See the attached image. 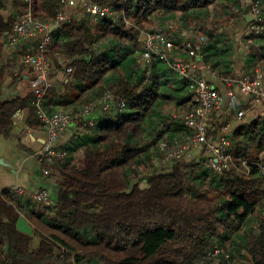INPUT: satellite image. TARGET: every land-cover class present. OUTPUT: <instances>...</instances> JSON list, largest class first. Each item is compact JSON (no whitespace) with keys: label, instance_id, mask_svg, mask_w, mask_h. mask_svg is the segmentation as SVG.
I'll list each match as a JSON object with an SVG mask.
<instances>
[{"label":"trees","instance_id":"1","mask_svg":"<svg viewBox=\"0 0 264 264\" xmlns=\"http://www.w3.org/2000/svg\"><path fill=\"white\" fill-rule=\"evenodd\" d=\"M13 1L31 8L36 22L57 25L50 31L48 57L59 55L72 69L63 91L69 102L80 112L105 100L109 105L99 107L94 119L95 108L80 117L86 129L74 134L67 156L46 163L57 188L49 213L32 196L30 209L20 210L24 198L4 191L0 264H233L230 250L244 264H264V174L258 166L264 165L263 115L236 120L226 134L231 162L219 172L206 149L172 159L167 169L139 170L162 155V145H184L185 117L197 106L189 81L167 62H138L141 32H161L179 47L192 33L206 36L205 63L229 78L235 46L224 30L232 18L247 21L249 9L236 15L238 0H91L112 14L97 19L76 9L58 23L66 8L60 0ZM258 1L264 15V0ZM10 2L0 0V38L14 25L1 13ZM171 25L177 27L172 35ZM245 41L246 64L264 62V32ZM176 54L173 60L187 59ZM26 106L38 116L32 101L0 100V133L6 138ZM208 137L217 139L211 129ZM20 214L34 226V236L16 229ZM216 247L225 253L213 261L201 258Z\"/></svg>","mask_w":264,"mask_h":264},{"label":"built area","instance_id":"2","mask_svg":"<svg viewBox=\"0 0 264 264\" xmlns=\"http://www.w3.org/2000/svg\"><path fill=\"white\" fill-rule=\"evenodd\" d=\"M241 3V9H235L236 15H242L245 9H249V16L252 20L247 24L245 35L262 34L264 32V15L262 7L258 0H238ZM60 2L70 9H84L88 14L97 19H102L112 14L109 8H104L91 0H60ZM66 16L60 13L57 20L58 23L66 21ZM232 18L231 22H235ZM52 25L38 23L34 19L31 8L20 16L18 21L13 25L11 30L12 43L15 44L21 40L32 38L38 34L41 35L38 46L33 53H27L22 58V63L33 69L34 75L30 79V89L35 92L32 104L37 108L38 119L46 128L47 138L42 150L38 156L42 157L47 164H51L55 158L63 159L67 156V151L58 147V139L62 132L69 129L74 121V116L70 113L59 112L52 115L47 114L44 109L43 100L50 89L48 84V47L51 43L50 27ZM170 29V28H169ZM171 30V29H170ZM174 30V29H173ZM173 32L170 31V35ZM208 39L205 36L192 37L187 40L182 47L176 46L168 36L161 32L149 33L143 32V53L138 62L141 65L150 63L155 57L167 62L180 76L187 79L190 88L195 93L194 102L196 107L185 117L187 126V144L177 149H170L166 145L161 146V151L165 155L167 161L181 158L188 151L194 148H206L209 153V164L216 170L221 171L231 162V156L226 154L231 142L226 137V132L230 127V122L223 124L219 121V133L215 141H211L208 137V131L211 127L213 113L218 110L224 103V99L218 91H216L201 73L202 66L211 70L210 66L205 63L203 49L207 45ZM176 50L186 54L185 61L173 60V53ZM67 75L72 74V69L67 68ZM264 76L262 72L257 70L251 76L242 77L240 79L225 78L224 82L228 87L234 84L237 86L238 93L243 97L250 99L247 109L236 113V120L241 121L250 111L264 107ZM230 103H234L236 95L233 91L228 92ZM95 105L88 106L79 117H88L92 113ZM86 126V124H85ZM260 170L264 174V165L258 164ZM44 174L49 175L48 169L44 170ZM15 197L23 195L21 188L15 187L10 189ZM33 201L44 205L46 212L49 213L52 203L50 194L46 190L37 191L32 195ZM224 249L216 247L202 255L201 258L207 261L217 259L224 254ZM226 258L229 255L226 254Z\"/></svg>","mask_w":264,"mask_h":264},{"label":"crops","instance_id":"3","mask_svg":"<svg viewBox=\"0 0 264 264\" xmlns=\"http://www.w3.org/2000/svg\"><path fill=\"white\" fill-rule=\"evenodd\" d=\"M10 4L1 8L5 20H10L14 24L20 16L26 12L25 6L16 4L11 0ZM76 10V9H71ZM249 15L247 16V18ZM237 26L231 31H228V36L231 37L234 43V52L230 58L231 71L233 77L251 76L257 70L262 72L264 76V62L246 64L247 42H237V37L245 35L243 32L248 21L239 20ZM246 36V35H245ZM41 35L38 34L32 38L21 40L15 44L12 43L11 32L3 38H0V100L3 102L13 101L17 99L28 100L33 102L34 97L31 96L30 79L34 72L31 67L23 65L21 62L22 56L27 53H33L37 46ZM22 53V55L20 54ZM21 55V56H20ZM178 55V53L176 54ZM49 71L48 84L50 85L49 93L45 95L43 105L45 111L50 114L62 112L60 105L71 106L69 113H74L72 125L66 131L62 132L58 139V147L67 149V146L75 133L81 128H78L82 123L79 114L74 104L70 103L67 95L64 94V83L68 75L66 70L68 66L62 62L59 55H51L48 57ZM211 68V67H210ZM201 73L210 83V85L221 94L224 99L222 106L213 113V123L216 121H225L229 118L236 120V113L245 110L249 104L248 97L241 96L237 91V86L234 84L228 87L218 70H208L202 66ZM264 82V81H263ZM233 91L236 95L234 103H230L228 92ZM235 108L238 110L234 112ZM259 109H264L260 107ZM100 114L99 111H94L91 118L94 119ZM248 118L252 115H247ZM231 124L226 132L231 131ZM212 130V125L210 127ZM47 138L46 128L37 117H32L29 107L19 110L14 119L12 135L6 138L0 133V197L4 191L11 188H21L23 195L20 210H29L31 206H27V201L31 196L40 190H46L50 196L55 199L57 197V188L54 180L44 175L46 162L38 153L42 150ZM200 149V148H199ZM199 149H194L192 154H198ZM5 163V164H3ZM20 216L25 217L23 214ZM27 220V219H26ZM28 221V220H27ZM29 222V221H28ZM30 223V222H29ZM31 224V223H30ZM32 225V224H31ZM33 226V225H32ZM34 228V226H33Z\"/></svg>","mask_w":264,"mask_h":264},{"label":"rangeland","instance_id":"4","mask_svg":"<svg viewBox=\"0 0 264 264\" xmlns=\"http://www.w3.org/2000/svg\"><path fill=\"white\" fill-rule=\"evenodd\" d=\"M18 4H20L21 6L23 5V1H20ZM27 11V10H26ZM78 11L77 10H71L70 8H65V11H64V15L66 16V18H68L69 16H71V15H73V14H76ZM238 21H236L235 20V22H229V25L226 27V29L224 30L225 31V33L226 34H228V31L230 32L231 31V29H234V27H236L237 26V23ZM176 26V25H175ZM176 28L177 27H174V26H170V29H169V31H171V32H174V31H176ZM174 29V30H173ZM245 30H246V28L244 29V33H245ZM143 32H146V31H142L141 32V35H140V42L142 43L141 44V46H143ZM199 36H201L200 34H197V33H192V34H190L189 35V39H191L192 37H199ZM206 37V36H205ZM244 38H245V35H243V36H239V37H237V42L238 43H240V42H244ZM178 49H179V46H178ZM176 52L177 53H180V50H176ZM141 53V51H139V53L138 54H140ZM21 55H22V53H20ZM20 55V56H21ZM22 58H23V56H22ZM21 61H22V59H21ZM22 63V62H21ZM23 64V63H22ZM24 65V64H23ZM102 105V106H101ZM109 105V101H107V100H105V101H102V102H100L99 103V105L95 108V106H94V108H95V111H98V110H100L99 109V107H107ZM59 109H60V111H62V112H64V113H69V111L72 109L71 108V106L70 105H60V107H59ZM78 112H80V111H77V113ZM81 113V112H80ZM71 114V113H70ZM73 115H75L74 113H72ZM79 114V113H78ZM247 115H252V116H250L249 118H248V116ZM264 116V109H256V110H253V111H250L248 114H246V116H245V118L243 119V120H247V121H252V120H254V119H256V118H258V117H260V116ZM76 119H78L77 117L74 119V120H76ZM225 122L226 123H229L230 122V124H231V127L233 128L234 126H235V123H236V120L234 119V117L232 118H229V119H227V120H225V121H223L222 123L223 124H225ZM212 130L215 132V135L217 136L218 135V133H219V130H218V128L220 127V123H219V121H216L215 122V124L212 122ZM78 128H81V129H86V126H85V123L83 124V123H81L80 125H79V127ZM231 128V129H232ZM188 143V141H186L184 144H187ZM195 148L194 147H192L190 150L191 151H193ZM206 148H200L199 150L200 151H202V150H205ZM188 151V156L190 155V153L189 152H191V151ZM207 150V149H206ZM199 151V152H200ZM208 151V150H207ZM160 153V152H159ZM191 156V155H190ZM189 158V157H188ZM171 161V160H170ZM168 163H169V161H167L166 160V158H165V155L162 153V155L160 154V155H158V156H154L153 158H152V162H151V164L152 165H150L149 164V162L148 163H146V162H144L140 167H139V170H140V172H142V173H150L151 171H152V169L154 168V167H156V168H161V169H167V165H168ZM37 241L36 240H34V242H33V246L35 247L36 245H37ZM225 247H228V248H230L229 247V245L228 244H226V246ZM231 251V254L234 256V261H233V264H244L245 262L243 261L242 262V259L240 258V256H239V253L237 252V251H232V250H230Z\"/></svg>","mask_w":264,"mask_h":264},{"label":"water","instance_id":"5","mask_svg":"<svg viewBox=\"0 0 264 264\" xmlns=\"http://www.w3.org/2000/svg\"><path fill=\"white\" fill-rule=\"evenodd\" d=\"M252 20V17L251 16H249L248 18H247V21L248 22H250ZM57 25H55V26H51L50 27V31H52L55 27H56ZM3 164H5V163H3ZM6 165V164H5ZM23 225V226H22ZM16 229L19 231V232H21V233H23V234H25V235H28V236H34V228H33V226L26 220V218L25 217H23V216H20L19 218H18V220H17V222H16Z\"/></svg>","mask_w":264,"mask_h":264},{"label":"snow or ice","instance_id":"6","mask_svg":"<svg viewBox=\"0 0 264 264\" xmlns=\"http://www.w3.org/2000/svg\"><path fill=\"white\" fill-rule=\"evenodd\" d=\"M23 226V225H22Z\"/></svg>","mask_w":264,"mask_h":264}]
</instances>
